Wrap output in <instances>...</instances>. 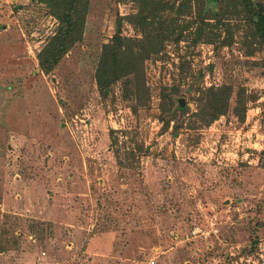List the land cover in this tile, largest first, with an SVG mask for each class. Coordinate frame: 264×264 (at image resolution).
<instances>
[{"label": "rangeland", "instance_id": "obj_1", "mask_svg": "<svg viewBox=\"0 0 264 264\" xmlns=\"http://www.w3.org/2000/svg\"><path fill=\"white\" fill-rule=\"evenodd\" d=\"M254 13L0 0V264H264Z\"/></svg>", "mask_w": 264, "mask_h": 264}, {"label": "trees", "instance_id": "obj_2", "mask_svg": "<svg viewBox=\"0 0 264 264\" xmlns=\"http://www.w3.org/2000/svg\"><path fill=\"white\" fill-rule=\"evenodd\" d=\"M252 19L255 20L254 23L257 34H259L260 37L264 39V16H262L260 13H254L252 15ZM65 39L70 40L71 39L70 34L66 36ZM104 49H105L104 52L109 53L107 47ZM115 67L116 65H114V62L103 63L101 65L99 72L97 74V86L100 90L106 89L107 85L110 82L114 81L115 79H118L119 75L117 74V72H114Z\"/></svg>", "mask_w": 264, "mask_h": 264}]
</instances>
